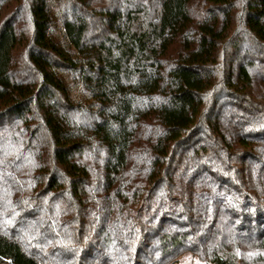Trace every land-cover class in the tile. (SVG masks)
<instances>
[{"label": "trees", "instance_id": "trees-1", "mask_svg": "<svg viewBox=\"0 0 264 264\" xmlns=\"http://www.w3.org/2000/svg\"><path fill=\"white\" fill-rule=\"evenodd\" d=\"M184 258L264 264V0H0V264Z\"/></svg>", "mask_w": 264, "mask_h": 264}, {"label": "rangeland", "instance_id": "rangeland-1", "mask_svg": "<svg viewBox=\"0 0 264 264\" xmlns=\"http://www.w3.org/2000/svg\"><path fill=\"white\" fill-rule=\"evenodd\" d=\"M16 8V6L14 5L13 2H8V5H6V9L4 10L3 13V17L6 18L10 13H12V11H14V9ZM17 16V25L18 28L21 32H24L25 34L29 33V17H28V13L21 10L19 11ZM195 262L198 263V260H194V259H190V258H184L182 261H180V263L178 264H186L188 262ZM200 264H208V263H200Z\"/></svg>", "mask_w": 264, "mask_h": 264}]
</instances>
